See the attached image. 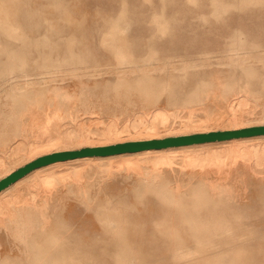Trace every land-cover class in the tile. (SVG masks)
<instances>
[{
    "label": "rangeland",
    "instance_id": "1",
    "mask_svg": "<svg viewBox=\"0 0 264 264\" xmlns=\"http://www.w3.org/2000/svg\"><path fill=\"white\" fill-rule=\"evenodd\" d=\"M212 1L0 0L11 24L19 28L11 39L0 24V116L4 104L11 103L6 99L4 82L18 74L20 67L36 72L45 64L44 57L54 63L48 65L68 57L72 62L81 59L82 63H71L78 67V76L65 74L63 81L40 87H62L72 100L61 105L56 114L51 112L53 107L43 110L26 103L21 111L28 132L25 142L53 138L58 139L55 147L77 149L83 141L97 146L145 139L150 133L135 132L134 125L142 130L159 111L167 117L156 131L159 138L264 124V89L255 96L241 89L220 95V85L228 76L239 79L242 75L241 68L229 64L224 52L232 42L253 45L256 50H246L264 54V0H216L221 11ZM154 17L161 18L165 30L156 26ZM3 18L0 13V22ZM116 21L123 29L120 35L126 50L138 58L156 51L171 66L166 74L178 77L168 82L182 83L179 78L188 77L179 87L181 91L188 92L200 79L212 78L215 85L199 101L185 107L169 105L163 95L155 105L157 111L141 115L133 88L126 96L107 89L116 81L119 69L103 40ZM203 51L210 53L204 55ZM183 63L191 67L181 70ZM248 64L264 75V59L248 60ZM138 74L139 70L127 72L131 78ZM163 74L153 71L154 78ZM238 83L244 85L242 80ZM124 89L119 88L122 93ZM52 97V92H47L39 98ZM87 108L93 113L83 114ZM111 125L120 133L110 141L99 137ZM68 136L79 139L66 140ZM256 142L264 147V138L245 145ZM211 147L216 160L192 164L185 161L182 151L176 153L171 166L162 171L170 192H163V180L154 189L140 184L141 172L155 170L151 161L140 162V167L146 168L141 171L118 165L124 159L147 156L115 158L110 165L106 160L64 165L51 170L53 182L48 185L20 184L0 199V253L12 256L13 262L21 259L27 263L25 256H20L21 247L3 230V222L12 214L11 205L34 204L44 206L47 222L30 243L40 251L55 242L65 243L67 250L76 253L71 264H264V152L228 158L220 146ZM163 194L186 195L175 199ZM218 220L228 230L220 233ZM110 222L130 239H112L107 229ZM188 250L192 256L184 262L182 255Z\"/></svg>",
    "mask_w": 264,
    "mask_h": 264
},
{
    "label": "bare ground",
    "instance_id": "2",
    "mask_svg": "<svg viewBox=\"0 0 264 264\" xmlns=\"http://www.w3.org/2000/svg\"><path fill=\"white\" fill-rule=\"evenodd\" d=\"M212 3L214 5L217 4L219 6L218 10L221 11L222 6L218 3V1L213 0ZM0 13L4 14V18L1 19L0 22L1 29L9 38L13 39L16 33L18 32L19 28L18 26L11 24L9 18V12L7 9H4L0 6ZM153 22L160 30L162 31L165 30V25L160 17H154ZM121 32H123V29L122 27H120V25H118V22L116 21L110 26V30L105 34L103 40V45L109 48L113 53L119 69L118 71H116V76H117L116 81L113 84H108L107 89L115 90L119 95L126 96L131 94V88H133L134 93H136V95L138 96L136 105L139 106L138 108L141 109L140 112L141 115L147 114L148 111L150 110H154V109L156 110L158 108L155 106L157 100L163 95H166L167 102L169 105L185 107L188 106L189 104L199 101L209 90H211V87L215 85L212 78L209 77L211 80L204 81L200 79L199 81H197L194 87L188 92L181 91L179 87L181 85H184L183 83L186 82V79H188V77L186 76L180 77L179 79L181 80L182 83L168 82V79L172 80L178 78L171 76V74L169 73L166 74V71H168L169 67L171 66L167 64L164 60H162L159 57V55L156 53V51L153 50H150L148 52V55H146L145 57L138 58L134 56L132 52L126 50L124 44L121 42V35H120ZM44 45H48V43L45 42ZM67 45L69 46V44ZM247 47H249V49L254 48L256 50L255 46L248 44L246 45L245 43L240 41L232 42L230 46L227 47V49H225L224 52H226V58L229 61V64L237 68L238 67L241 68L242 75L239 79H237L235 76L232 75L228 76V80H226L224 83L220 85L221 96L223 97L227 96L240 89L245 93L254 96L262 93V90L264 89V75L257 74L255 69L248 64V60L263 61L264 54H261L255 50L247 51L246 50ZM209 53L210 52L208 51H203L202 54L207 55ZM243 54H247V56H240ZM43 62L45 64L40 68V70L37 69L38 71L36 70V72H29L28 70H24L23 68L20 67V71L18 74L14 75V77H10L4 82L5 85L4 87H6L5 89H7L8 91L6 92V99H9L11 103L6 102L4 104L5 109L0 116V180L8 176L16 169L24 166L25 164L41 156H45L60 151L78 150L85 147L108 146V145L117 144L116 142L112 144H103V145L95 146V145H89L87 144V142L83 141L80 144H78L79 147L78 148L76 147L77 149H68V148L62 149L61 147H57V146L55 147L56 143L58 142V139L46 138V140L44 141H39L40 140L39 138L38 141L33 143L24 141V138H26V134L28 132L23 127V119H22L21 111L24 110L26 103L31 105H36L37 107H40V109L43 110H45V108L48 109L53 107L51 112L53 114H56L60 110L61 105H66L72 100V96L67 91H61L62 87H55V89L50 90L48 88L40 87V86L42 84L63 81L65 74H70L74 77H77L78 67L72 66L71 63L74 62L82 63L80 58H76V60L72 62V59L68 57H66L62 61H58V63L55 65H48L47 63H52V64L54 63L51 61L50 58L47 57L43 58ZM150 65H156V66L150 69L149 67ZM180 67L181 70H186L189 67H191V65H188L187 63H183L181 64ZM135 70H139L140 74L133 76L132 78L131 76L127 75L128 71L132 73L135 72ZM153 71H158L164 74L163 76L154 78ZM46 78H48L49 80H45ZM57 78L60 79L58 80ZM238 80L244 81L243 83L244 85L241 86L238 83ZM123 87L125 89L122 90L123 91L122 93L119 90V88H123ZM47 92H52L53 99L50 98L43 101L42 99L39 98L43 96L45 97ZM83 95L84 93L80 94V96ZM55 100H57V104H55ZM92 113L93 111L88 110V108L85 109L83 112V114L86 115ZM165 115L166 113H162L161 111L157 113L155 112L154 116L150 118L151 121L148 124H146L142 130L137 129V127H135L136 125L135 124L134 125L135 132L145 131L147 133H150L145 137V139H139L136 141L162 139L157 136L156 131L159 130L160 125L162 126L165 124L167 119ZM45 116L47 117L46 113ZM233 120L235 121L236 118H233ZM260 125H264V124L253 125V126H260ZM239 126L240 125H238L235 128H231L229 130L251 127L249 125L240 126V127ZM211 131H224V130L213 129V130L200 131L195 133H207ZM118 133H120L119 129L116 126L111 125L105 131L100 133L99 137L105 139L106 141H110L115 135H118ZM195 133H186L176 136L190 135ZM62 134H60L61 138H62ZM68 137L69 138H66V140H71V141L74 140V142L76 141V139H79V137L76 136H68ZM167 137H173V136H167ZM261 138H264V136L239 138L228 141L202 143L196 145L172 147V148L158 149V150H145L136 153H124V154L111 155L106 157H82L67 161H58L33 170L32 172L28 173L21 179L17 180L16 182L11 184L4 190L0 191V199L7 192L13 190L14 188H16L17 186H19L24 182L30 181L33 182V184H36L37 182L42 185H48L49 183L53 182V174L50 173L51 170L59 168L61 166L72 165L78 162H91L94 160H106L110 165L111 160L115 158H124L127 156H147V157L137 158V159H124L118 163L119 166L124 165L128 168H133L135 170L141 171L142 169L145 170L146 168L140 167V162L149 160L152 162L153 166L155 167V170H153L152 172L150 171L141 172L140 184H143L144 187H147L149 189L150 188L154 189L157 188L158 183L163 180L164 182V186L162 188L163 192H170L171 188L169 186V182L165 180L162 171L164 168H168L171 166V164L173 163V158L176 156V153L178 151H182L185 161L190 163L192 162L195 163L197 160L198 161L201 160L203 161L207 159L216 160L217 156H215L214 153L211 151L213 149L211 146H220L218 148L224 154H227L228 158L230 155L231 157L234 156V158H239L238 157L239 155H248L251 153L255 155H258L259 153L262 154L264 152V147H262V145L259 142L252 143L250 146L245 145V143L247 142H252L254 140L257 141L258 139ZM42 140H43V136H42ZM14 143L17 144L15 145V147L12 148ZM213 151H215V149ZM150 154H155V155L148 156ZM212 154L213 156L211 158L207 157V156H211ZM201 157H205V158L200 159ZM232 158L230 159L232 160ZM257 159L259 161L258 157ZM230 162L232 161L228 162L229 166H230ZM260 165L261 164L259 161V166ZM259 166L256 167L259 168ZM256 167H254V169ZM199 185L203 187L204 181L201 180ZM210 188L215 190L221 189L218 186H211ZM163 195H169L175 199L176 198L180 199L182 198V196L186 194H163ZM215 195H219V194H215ZM15 200L17 201L16 198ZM0 207H2V205H0ZM11 210H12V214H10V216L7 219H5L3 222V230L7 235L11 237V239L14 242H16L21 247L19 249L20 256H25L26 258L25 261H27V263L22 262L21 259L17 260L16 262H13L11 260L12 256H9L7 254L2 255L0 253V264H71L73 262V260L76 257V253L67 250L65 248L66 245L65 243H62L61 245V243L55 242L51 244L52 246L51 248L43 249L41 251L35 250L34 248L35 244L30 243L29 241L30 238H32L35 235V233L38 232V230H43L45 228L47 221L45 218L44 206H38L34 204H30V205L21 204L19 206L11 205ZM188 220L189 217L185 219V221ZM222 222L223 221L218 220V222L216 223L217 230L222 229L219 231L220 233L224 230L225 231L228 230L226 227L222 226ZM107 229L109 230V235L110 237H112V239H115L117 241L120 240L119 242L127 241L130 239L128 235L121 234L118 231L119 227H117L115 222L114 223L110 222ZM206 239H209V237H206ZM100 240H103V237H101ZM189 256H192L191 250H188L187 252L183 253L182 255L183 261L185 262L186 260H189L191 258Z\"/></svg>",
    "mask_w": 264,
    "mask_h": 264
},
{
    "label": "water",
    "instance_id": "3",
    "mask_svg": "<svg viewBox=\"0 0 264 264\" xmlns=\"http://www.w3.org/2000/svg\"><path fill=\"white\" fill-rule=\"evenodd\" d=\"M264 136V125L251 126L236 130L211 131L153 139L145 141H129L108 146L85 147L78 150L60 151L36 158L35 160L16 169L0 180V191L4 190L17 180L33 170L58 162L82 157H106L124 153H136L145 150H158L172 147H182L210 142H221L239 138Z\"/></svg>",
    "mask_w": 264,
    "mask_h": 264
}]
</instances>
